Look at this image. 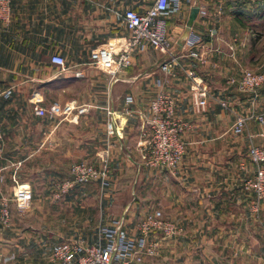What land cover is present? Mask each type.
Instances as JSON below:
<instances>
[{"label":"crops","instance_id":"obj_1","mask_svg":"<svg viewBox=\"0 0 264 264\" xmlns=\"http://www.w3.org/2000/svg\"><path fill=\"white\" fill-rule=\"evenodd\" d=\"M152 2L12 0V21L8 26L0 24V87L4 90L0 196H11L15 179L32 190L35 202L67 199L70 193L60 198L55 194L63 176H69V166L76 161L96 166L107 150L108 185L80 188L84 195L92 188L100 191L98 216L95 212L84 228L64 235L97 237L101 226L122 220L127 234L135 236L136 215L158 210L179 223L182 235L189 237L188 243L177 245L179 252L186 253L180 257L188 258L179 264H264V203L256 211L253 195L243 184L253 168L247 157L248 142L264 146V125L249 121L242 133L230 131L236 115L251 110L264 113L263 94L261 89L243 93L228 83L248 68L246 63L254 56L256 42L249 23L259 21L264 1L181 0L177 13L162 18L167 50L148 45L136 50L132 65L113 81L91 64L90 53L129 34L118 13L141 12ZM190 36L200 40L194 48L200 59L186 55ZM53 55L65 59L64 69L51 63ZM171 56L180 63L173 78L158 69ZM186 68L195 70L209 91L204 111L198 112L192 102ZM158 94L172 97L176 117L189 125L182 134L186 151L173 175L146 165L151 148L144 120L150 117L149 104ZM127 97H132L130 103ZM37 106L54 117L37 116ZM108 107L130 111L111 138L105 132ZM81 108L85 112L79 113Z\"/></svg>","mask_w":264,"mask_h":264},{"label":"built area","instance_id":"obj_2","mask_svg":"<svg viewBox=\"0 0 264 264\" xmlns=\"http://www.w3.org/2000/svg\"><path fill=\"white\" fill-rule=\"evenodd\" d=\"M181 8V0H153L145 10L139 12L134 9H126L118 13L122 24L129 29V34L120 39H113L107 45L97 47L90 53L91 64L106 71L113 81L117 80V73L128 68L133 63V55L136 50H142L147 45L153 49L165 51L168 48V37L162 18L177 13ZM201 14L205 11L201 10ZM12 21V0H0V24L8 26ZM215 31L211 30L210 35ZM200 42L196 36H190L186 40L188 47L187 56L200 59V53L194 48ZM51 63L64 69L65 59L60 55H53ZM180 67L177 57L171 56L163 60L158 69L168 77L176 76V68ZM189 81V91L192 102L198 112L204 111L210 94L203 85L202 78L191 68L184 69ZM228 83L243 93H255L264 87V72L244 68L238 77H231ZM4 90L0 87V97ZM127 103L132 97L125 99ZM264 104V94H263ZM226 107L224 102L221 103ZM81 108L79 113L85 112ZM150 117L144 123L150 130V153L146 165L150 168L161 169L174 173L180 165L186 151V143L182 139L184 131L189 125L176 117L175 100L165 94H158L149 104ZM37 116L53 118L52 112L41 107L35 108ZM105 132L107 138H111L117 129L124 123L130 111L116 112L111 108L105 109ZM249 121L264 125V113L251 110L247 115H236L231 132L242 133ZM4 144L3 133L0 127V156ZM250 162L255 165V171L251 178L245 181L244 188L252 193L254 208L264 203V146L251 145L248 150ZM109 152L106 150L98 165L85 161L73 162L68 169L69 178L61 181L56 186V198L68 193L76 185L98 183L104 188L108 185L109 177ZM14 188L11 196H0V227L6 228L11 222V205L18 213H24L31 207L33 200L32 190L13 179ZM4 183V177L0 175V185ZM162 230L167 234L179 233L175 224L165 220L159 211L146 216L139 225V234L129 236L123 228V221L118 220L112 226H101L98 231L96 243H88L82 238L57 243L52 248V257L64 264H143L145 253L150 251L148 236L152 230ZM1 262V257H0Z\"/></svg>","mask_w":264,"mask_h":264},{"label":"rangeland","instance_id":"obj_3","mask_svg":"<svg viewBox=\"0 0 264 264\" xmlns=\"http://www.w3.org/2000/svg\"><path fill=\"white\" fill-rule=\"evenodd\" d=\"M249 25L252 27L251 35L256 42V46L254 56L250 58V64L246 63V66L248 69L254 70L257 68L255 71L264 72V3L259 10V21L256 20L253 23L251 21ZM235 32L239 33L237 30ZM260 92L264 94V87L261 88ZM251 145L255 144L249 141L247 157ZM249 163L255 168V165L250 160ZM253 168L247 172V176L243 179V184L253 176L255 171ZM174 173L169 174L173 175ZM63 177L65 178L64 180L69 178L67 174ZM90 184L74 186L75 188L73 187L68 192L70 193L69 197L59 202H48L46 204L45 202H35L33 199L30 209L24 213H18L15 207L11 205V222L9 226L6 228L0 227L2 233L0 264H64L62 261L55 260L52 257V248L57 243L77 238H82L88 243H92V241L96 243V236L63 234L64 232L73 233L75 229L84 228L85 223H88L87 219L92 218L95 212L94 217L98 216L100 209V193L98 192L100 191L97 192L96 189L91 187L92 192L90 194L84 195L80 192L81 187H86ZM245 191L248 192L246 189ZM88 195L92 197L89 200L85 198V200L84 196ZM129 196H132V194L129 193ZM113 207L115 208V206L110 207L111 211H113L111 209ZM156 211L158 210L154 212ZM136 216L135 225L138 233L141 221L148 215L142 217L137 214ZM162 216L165 220L175 224L180 231L179 233L167 234L162 230H152L148 236L150 251L144 254L143 264H179V261H188V258L180 257L181 255H186V253L179 252L177 245L188 243L189 237L182 235L184 230L179 223L163 213ZM137 233L135 236L139 234Z\"/></svg>","mask_w":264,"mask_h":264},{"label":"water","instance_id":"obj_4","mask_svg":"<svg viewBox=\"0 0 264 264\" xmlns=\"http://www.w3.org/2000/svg\"><path fill=\"white\" fill-rule=\"evenodd\" d=\"M195 12H196V10H193V11H192V15H191V17H190L191 20L194 18V13H195ZM188 31H189V27L186 28V30H185V34H187Z\"/></svg>","mask_w":264,"mask_h":264}]
</instances>
